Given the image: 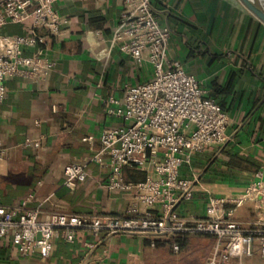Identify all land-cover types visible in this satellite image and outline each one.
Masks as SVG:
<instances>
[{
	"label": "crops",
	"instance_id": "crops-1",
	"mask_svg": "<svg viewBox=\"0 0 264 264\" xmlns=\"http://www.w3.org/2000/svg\"><path fill=\"white\" fill-rule=\"evenodd\" d=\"M159 23L171 37L167 59L179 62L194 76L208 98L229 115L225 144L207 149L182 169L187 179L198 177L191 202L177 208L183 218L203 217L209 196L242 193L258 174L264 181V25L239 0H151ZM124 0H61L54 10L63 21L60 36L48 30L45 55L53 64L37 82L13 78L6 82L0 104V206L39 209L40 219L53 213L78 216H124L134 203L132 192L107 188L109 165L89 163L87 179L64 187V169L87 162L100 149L99 137L125 125L108 114L122 103L126 91L149 82L147 55L141 62L111 47V36L123 12ZM3 9L0 5V15ZM32 23L0 27L1 37L28 36ZM103 51H109L106 55ZM92 137L93 142H83ZM40 141L38 149L25 141ZM152 175L125 169L124 183L136 185ZM29 196L33 199L29 200ZM258 211L252 204L238 209L234 220L252 225ZM128 235L93 238L78 231L69 243L58 237L51 255L22 256L10 238L0 240V264H206L215 239L190 238L186 250L174 251L156 241ZM158 243L161 245L158 246ZM96 248L88 249L87 245ZM230 264H264L255 247L250 258Z\"/></svg>",
	"mask_w": 264,
	"mask_h": 264
},
{
	"label": "built area",
	"instance_id": "built-area-1",
	"mask_svg": "<svg viewBox=\"0 0 264 264\" xmlns=\"http://www.w3.org/2000/svg\"><path fill=\"white\" fill-rule=\"evenodd\" d=\"M61 0H0L3 14L0 27L32 23L28 36H0V104L6 99V82L20 78L37 82L53 67L45 55V38L60 36L63 21L54 6ZM121 18L111 36V47L141 62L143 55L152 68L149 82L126 91L122 103L108 114L122 119L124 126L104 131L99 137L100 149L87 162H74L64 169V187L73 189L87 179L89 163L109 165L110 191L132 192L134 203L124 216H78L53 213L40 219L39 209H29L27 201L20 207L0 206V240L10 238L22 256L49 258L54 240L61 237L69 243L78 231L93 238L102 235H128L156 241L194 235L212 236L213 252L206 264H230L233 258H250L255 247L264 258V181L258 174L242 193L209 196L203 217L183 218L177 208L194 198L198 177L187 179L182 169L192 165L207 149L221 146L227 140L229 115L221 105L208 98L199 80L187 74L179 62L167 59L171 32L158 20L151 0H124ZM106 55L109 51H103ZM92 143L93 138L83 139ZM42 143L25 141L27 148ZM0 150V166L4 161ZM139 168L152 175L136 185L124 183L125 169ZM33 196H29V200ZM252 204L258 219L252 225L234 220L236 211ZM88 249L96 248L87 245ZM174 251H180L174 245Z\"/></svg>",
	"mask_w": 264,
	"mask_h": 264
},
{
	"label": "water",
	"instance_id": "water-1",
	"mask_svg": "<svg viewBox=\"0 0 264 264\" xmlns=\"http://www.w3.org/2000/svg\"><path fill=\"white\" fill-rule=\"evenodd\" d=\"M264 25V0H239Z\"/></svg>",
	"mask_w": 264,
	"mask_h": 264
},
{
	"label": "trees",
	"instance_id": "trees-1",
	"mask_svg": "<svg viewBox=\"0 0 264 264\" xmlns=\"http://www.w3.org/2000/svg\"><path fill=\"white\" fill-rule=\"evenodd\" d=\"M199 236H206V235H194V236H187V237H184V238H174V239H171V240H167L162 244V246H170V247H173L174 245H178L179 249L181 251L183 250H186L188 248V241L190 238H193V237H199ZM160 243H158V246L161 245Z\"/></svg>",
	"mask_w": 264,
	"mask_h": 264
}]
</instances>
